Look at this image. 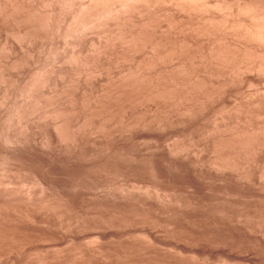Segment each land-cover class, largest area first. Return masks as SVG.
Segmentation results:
<instances>
[{"label":"rangeland","instance_id":"374dc122","mask_svg":"<svg viewBox=\"0 0 264 264\" xmlns=\"http://www.w3.org/2000/svg\"><path fill=\"white\" fill-rule=\"evenodd\" d=\"M208 38L207 50L196 47L197 52L195 55L186 60H183L180 54L174 57L173 64L177 65V68L180 67L182 72H184L185 76L183 78L174 85L159 83L157 79L151 78L144 87L139 88L141 92L137 97L130 98V105L137 107V110L135 109L134 113L128 115L127 121L124 119L121 123L116 120L110 128H105L100 124L95 125V128H92L93 131L92 129L89 131V133L91 132L90 134L86 132L87 137L84 135L83 140L76 139L78 142L76 143L77 147L75 145V149L73 146L74 142H76L75 139H69V143L67 142L68 139L66 143L63 141L66 139H53L52 143V140H48L50 139L49 133L47 135L49 137L45 135L47 131L44 130V134L42 133L43 130L33 128L32 130L38 132L35 133L33 131L34 133H32L31 128H29L31 131L29 132L32 135L30 133L27 134L28 131L25 132L20 128H15L18 134L13 132L14 129L11 131V133L13 132V134L16 133L17 135H11L10 133V138L13 137L14 139L16 136L17 138L22 136L19 137L22 133H19L20 130L23 133L25 132L24 134L22 133L23 138L24 135L25 137L27 136L25 139L20 138L21 141L18 139L20 142L16 144L17 149L14 147L16 154H20L19 158L12 153V145L17 143V138L15 139L16 142L13 141V144L9 140L6 141V139L1 141H4V144L0 143V149L2 148L0 153L2 151L4 156L0 154L2 156L0 158L2 160L0 161V183L2 184H0V195L3 196L0 197V210L4 209L8 216L4 217V219L3 217L0 218L3 220H0V223L3 222L0 224V264H264V246H260L258 241L259 236L264 233V229H262L264 226V149H262L264 147V124L259 118L262 117L264 120V56L259 51L250 49L253 50L254 54H251L249 58H233L232 53L235 52L237 47L229 39L223 36L218 37L217 35L206 37V39ZM239 50L237 52L243 55L241 48ZM166 52L167 54H173L174 50ZM256 109L260 110L257 111L261 113H258ZM255 116L256 120L258 116V122L255 120ZM36 121L38 120L35 119L33 123H36ZM260 121L262 124L259 123ZM138 126H141L135 129L138 132L134 129H131L132 131L130 132L127 131L129 134L124 131L125 135L121 132L132 127L137 128ZM260 126L262 129L259 128ZM117 128H119V131L115 132ZM142 128L146 129V131L144 130L143 132ZM92 132L95 133V136L97 135V140L94 135L92 137L94 141L91 138L92 134H94ZM100 132L101 134H99ZM33 134H35V137H32L34 136ZM247 134L248 136L245 138ZM258 134L259 136H257ZM28 135L32 140L28 139ZM36 136H40V139L38 138V140ZM132 136L135 137L132 138ZM42 137L45 142L43 143L42 141L41 144L40 140H42ZM113 137L115 138L113 139ZM241 137L246 140V142L244 141L245 145H247L246 147L241 144L242 146L240 145L237 150L234 149L233 151L227 148L228 144ZM13 138L11 140H14ZM33 138L34 140L37 139L38 142H36L37 140L34 141ZM26 139H28V144H26ZM112 139L115 142L118 141V144L112 143ZM22 140L26 142H23L24 147L28 145L31 148L28 146L25 148L22 146V148L20 146ZM261 140L263 143H261ZM46 141L51 143L49 147L55 146V149L48 148L47 145L49 143ZM70 141L72 142L70 143ZM83 141L86 143H82ZM136 141L137 144H135ZM248 141H252L253 144H248ZM7 142L12 145L6 144ZM94 142L99 144L98 147L93 144ZM255 142L256 146L258 145L257 147H253ZM33 143H37V145ZM63 143H65L64 147ZM79 143L80 145H78ZM105 143H108L109 146ZM68 145L71 146L67 151L66 147ZM19 146L20 149H18ZM38 146L39 148H37ZM95 146L96 149H93ZM251 146L253 149L255 148V151ZM42 147L45 150L47 147L49 152L48 150H43ZM58 147L61 153L67 151L66 154L68 156L63 153L64 156L62 154L58 156L57 154H60L59 150L56 149ZM25 149L27 152H25ZM29 149L33 150L29 152ZM108 149H110V152ZM7 150L11 152L9 153ZM54 150L58 151L54 152ZM243 150L248 152L245 153ZM31 151L36 154H32ZM235 151L239 153L237 154ZM23 152L25 153L23 154ZM94 152L97 153L96 156ZM38 153H40V157ZM176 154H180V156ZM236 154L237 156L235 157ZM5 155L6 157L8 156V159H6ZM181 155L183 156L181 157ZM20 156L24 158L25 163H23ZM69 156L71 157L69 158ZM239 156L241 157L239 158ZM109 157L111 160L108 159ZM187 157L188 159H186ZM9 159L16 161L15 163L12 160L15 167H13L12 161H9ZM6 160L8 161L7 163L11 162L12 168L17 171H13L11 166L6 165L7 163H4ZM19 160L22 161L23 166ZM25 160H29L30 163ZM88 161L91 163L89 164ZM43 162H45V166ZM4 164L6 168L3 166V170H1V166ZM25 164H27V168L24 167ZM28 164L32 165L29 166ZM49 164L50 166H48ZM201 165L204 167L209 166V168L205 167L204 169ZM210 165H212V168ZM223 165L226 167L224 168ZM35 166L37 167L35 168ZM104 166L105 168H103ZM213 166L218 168L221 166L219 168L220 172L216 167L213 169ZM230 166L233 170L229 169ZM49 167L55 172L51 173ZM29 168L32 169L30 170ZM43 168L49 173L47 174ZM8 170L12 173L14 172V174L16 173L15 177L13 174L11 179L15 186L11 185L14 190L12 196L16 200H14L15 203L14 201L12 203L8 201L12 197L8 196L10 193L12 194L11 180L9 179V177H12V173L9 172L11 176L8 175ZM216 170L219 173H215ZM26 171H28V175L25 174ZM103 171H105L104 174ZM23 172H25V176L21 174ZM234 173L237 175L231 176ZM2 174L7 177H4L5 181L2 179ZM85 174L88 175L86 176ZM44 176L46 179H44ZM18 177H20V180L24 177V181L22 180V183L19 182ZM37 177L42 178L40 180ZM13 179L15 180L13 181ZM57 179H60V182H57L59 181ZM222 179L225 180L224 183ZM237 179L238 182H236ZM45 180L49 181L46 182ZM51 180L52 183L55 181L52 185L54 188L51 186ZM4 182L9 185L4 184ZM14 182L18 183L15 185ZM36 182L44 185H38ZM25 183L27 184V187L25 186L27 189H24L23 185ZM34 183H36L35 187L37 188L33 187ZM87 183H89V186L91 185L90 189L87 188L89 187ZM21 184H23L24 188H20V195H18V190H15ZM81 184L82 186H80ZM30 186L33 188L32 191ZM5 187L6 189H4ZM76 187L77 189L75 190ZM8 188L9 191H7ZM44 190H49L50 192L46 191L47 195L45 196ZM5 191L7 195H3ZM23 191L27 193L25 192L24 194ZM29 192H33L31 196ZM43 193L44 198H42ZM32 195H35V197L32 198ZM49 196L51 197L49 198ZM93 197L96 198L93 199ZM109 197L110 199H108ZM62 198L63 200L65 199L64 202L62 200L64 204L67 203V206H71L70 212L69 207L67 210L62 209L60 200ZM72 200L75 201L73 202ZM94 200L96 201L94 202ZM4 201H8L6 202L7 207ZM8 203L11 206L8 207ZM40 203L41 205H39ZM54 203L57 204L55 205ZM43 207L48 209L46 208L45 210ZM9 209L12 210V213L9 212ZM54 209L56 212L52 211ZM36 211L37 215L35 216ZM16 213H19V215ZM62 214L65 218H63ZM18 216H20L19 219ZM258 227L260 228L258 229Z\"/></svg>","mask_w":264,"mask_h":264},{"label":"bare ground","instance_id":"6f19581e","mask_svg":"<svg viewBox=\"0 0 264 264\" xmlns=\"http://www.w3.org/2000/svg\"><path fill=\"white\" fill-rule=\"evenodd\" d=\"M211 35H213V36L217 35L218 37L223 36L226 39H229L232 42V44L237 47L235 52L232 53L233 58H244V59L249 58L251 56V54H254L252 52L253 50L259 51L264 56V0H0V143L4 142V141L1 142L3 139L4 140L6 139V141L9 140V142H12V144H13V141L16 142L15 139L17 138V136L15 137V139L13 137L10 138L11 135H15L16 133L18 134L17 130L15 131V128L16 129L20 128L25 132L28 131L27 134H29L31 131H32V133H34L33 131H35V130H32V128L38 129V130L41 129V131L43 130L42 133H44V134H45V131H47L45 134L46 136L49 133L50 139L47 138L49 136H47L46 138L49 141L52 140V143H53V139H57V140L66 139V140H63L65 143L68 139L67 142L69 143V139H72V140L82 139V138H84V135H86V137H87L86 132L89 133V131L92 128H95V125H97V124H100L105 128H107V127L110 128V127H112L114 121H116V120H118L121 123L123 122L124 119H126V121H127L128 115H130V113H134L135 112L134 110L137 108V107H132L130 105V98L137 97L139 95V93L141 92V91H139V88L144 87L145 84L151 78L157 79V82H159V83H167L169 85H174L178 80H180L181 78H183L185 76L184 72H182L180 67L177 68V65L173 64L174 57L178 56V54H180L182 59L186 60L187 58H190L191 56L195 55V53L197 52L196 47H200L201 49L207 50L209 38L206 39V37H209ZM231 42H230V44H231ZM210 47H212V46H210ZM239 48H241V52L243 53V55H240V52H237V51H240ZM250 49H253V50H250ZM168 50H174V53L173 54H167L166 51H168ZM263 77H264V75H263ZM261 108H262V106H261ZM263 109H261V110H263ZM140 110H141V108H140ZM257 110L258 109H256V111ZM258 111H260V110H258ZM258 113H261V112H258ZM108 118H110V119H108ZM253 118H252V120H254ZM259 118H261V121H263V124H264V120L262 119V117H259ZM35 119L38 121H36V123H33L35 121ZM255 120H256V116H255ZM257 120H258V116H257ZM261 121L259 123H261ZM101 122H103V123H101ZM253 124H254V122H253ZM142 126H144V125H142ZM256 126H258V125H256ZM261 126H263V125H261ZM261 126L259 127L260 129H262ZM135 127H132L129 130H122L121 132H122V134H124V131H125V133H127V131H129V132L132 131L131 129L135 130V129L140 128L141 126L140 127L138 126L137 128H135ZM29 128H31V131L29 130ZM119 128H121V127H119ZM119 128L115 129V132L119 131ZM259 128H258V130H259ZM13 129H14L13 132H16L14 134H13V132L11 133V131ZM249 129H250V127H249ZM22 130H20L19 133L20 132L23 133ZM144 130L146 131V129H143V132H144ZM92 131H93V129H92ZM135 131L138 132L137 130H135ZM37 132L38 131H35V133H37ZM10 133H11V135H10ZM22 133L19 135V137L21 135L23 136L24 133L23 134ZM39 133H41V132H39ZM92 133H94V132H92ZM96 133H98V132H96ZM99 134H101V132ZM127 134H129V133H127ZM127 134H126V136H128ZM33 135L34 136H32V137H35V134H33ZM93 135L96 139L97 135L95 136V133L92 134L91 138L93 137ZM124 135H123V137H124ZM22 136L20 138H23ZM40 136L39 137L36 136L37 139L38 138L40 139ZM247 136H248V134L246 135L245 138H247ZM250 136H252V135H250ZM250 136L248 137V140H249ZM257 136H259V134ZM26 137L24 135L23 139H25ZM88 137H89V135H88ZM102 137H103V135H102ZM110 137H112V136H110ZM133 137H135V136H132V138ZM243 137H241L238 140L235 139L233 142H231L230 144L227 145V148H230L233 151L234 149L237 150V147H239L241 144L245 145L246 140H244ZM12 138L14 140H11ZM20 138H17V143H14L13 145L8 143V142L6 144H8L10 146L12 145L13 146L12 149L15 152L16 151L15 149H17L16 144H18V142L21 141ZM114 138L115 137H113V139ZM28 139L32 140L31 138H29V135H28ZM28 139H26L27 143L22 140V142L20 143L21 144L20 146L21 147L23 146V142L28 144V141H27ZM37 139H35V140H37ZM113 139H112V141H113ZM126 139L128 140V138H126ZM251 139H252V137H251ZM33 140H34V138H33ZM38 140L36 142H38ZM43 140L44 139L42 137V140H40V143ZM61 140H60V142H61ZM77 140H76V142H74V144L72 143L74 146V149H75V145L77 147V144H76L78 142ZM108 140H109V138H108ZM49 141H46V142L49 143ZM84 141L82 143H84ZM89 141H88V143H89ZM93 141H94V139H93ZM103 141H102V143H103ZM130 141H133V140H130ZM137 141L139 142V140H137ZM137 141H136V143L135 142L134 143L137 144ZM44 142L45 141H43V143ZM71 142L72 141H70V143ZM79 142H81V141H79ZM98 142H99V140H98ZM117 142L113 141L112 143L118 144ZM65 143H63V147H64ZM112 143H110V144H112ZM250 143H252V141L251 142L248 141V144H250ZM261 143H263L262 140H261ZM35 144L37 145V143H35ZM93 144H95V142ZM105 144H108V143H105ZM254 144L255 145L253 147L256 146V142ZM50 145H51V143H49V145H47L48 148H54L55 149L54 145H52L54 147H49ZM78 145H80V143ZM95 145L98 147L99 144L96 143ZM123 145L125 146V144H123ZM5 146L7 147V145H5ZM10 146H8V147H10ZM20 146L18 149H20ZM26 146H28V145H26ZM44 146H45V144H44ZM68 146H69V148H68ZM68 146L66 147L67 151H68V149H70L71 145H68ZM96 146H95V148L93 147V149H96ZM108 146H109V144H108ZM113 146H111V147H113ZM157 146H159V145H157ZM246 146L247 145H245V147ZM261 146H263V145H261ZM1 147H3V146H1ZM14 147H15V149H14ZM28 147H30V146H28ZM59 147L56 148L59 150V153H60V154H57L58 156L63 153V152L62 153L60 152ZM245 147H243V148L245 149ZM253 147H252V149H253ZM37 148H39V146ZM78 148H80V147H78ZM101 148H102V146H101ZM113 148H115V147H113ZM138 148H140V147H138ZM260 148L261 147L259 145V149ZM12 149H11V151H12ZM42 149H43V147H42ZM103 149H104V147H103ZM110 149H108L109 152H110ZM262 149H264V147ZM30 150H33V149H29V152H30ZM43 150H45V149H43ZM46 150H48L47 147H46ZM81 150H82V148H81ZM97 150H99V149L97 148ZM106 150H107V148H106ZM245 150H243V151L245 152ZM13 151H12V153L14 155H17L16 152L14 153ZM52 151H53V149H52ZM55 151L56 150H54V152ZM71 151H69V152L71 153ZM101 151L104 152L103 150H101ZM112 151H114V150H112ZM228 151L230 152L229 149H228ZM25 152H27V150ZM25 152H23V154ZM38 152H39V149H38ZM48 152H49V150H48ZM66 152L63 154L65 155ZM244 152H242V153H244ZM247 152H245V153H247ZM17 153H18V151H17ZM20 153H21V151H20ZM31 153H32V151H31ZM33 153H35V152H33ZM75 153H76V151H75ZM88 153H90V152H88ZM94 153H96V152H94ZM235 153L238 154L239 152L235 151ZM261 153H262V151H261ZM0 154L2 156H4V154H2V151ZM38 154L40 157V153H38ZM42 154H44V153H42ZM52 154H54V153L52 152ZM52 154H51V156H52ZM73 154H74V152H73ZM100 154H101V152H100ZM109 154H111V153H109ZM109 154H108V156H110ZM132 154H133V152H132ZM237 154L235 155V157L237 156ZM19 155L15 156V157H18ZM82 155H83V153H82ZM96 155H97V153L95 154V156ZM142 155H143V153H142ZM176 155L180 156V154H176ZM240 155H242V154H240ZM2 156H0V158H2ZM8 156L6 157V155H5L6 159H8ZM44 156H43V158H44ZM47 156H48V154H47ZM47 156H45V157H47ZM67 156H65V157L67 158ZM76 156L78 157V155H76ZM179 156H177V157H179ZM182 156L183 155H181V157ZM5 157H3V158H5ZM11 157H13V156H11ZM20 157L22 160L24 159L22 156H20ZM27 157H29V156H27ZM70 157L71 156H69V158ZM174 157L176 158L175 155H174ZM240 157L241 156H239V158ZM32 158H34V157H32ZM85 158H87V157H85ZM53 159H55V158H53ZM108 159H110V157ZM186 159H188V157ZM12 160L16 163V161L14 159H9V161H12ZM78 160H80V159H78ZM98 160H100V159H98ZM133 160H135V159H133ZM179 160L181 161L180 158H179ZM196 160H198V159H196ZM200 160H201V158H200ZM0 161H2V160H0ZM13 161H12V165H13ZM19 161H21V160H19ZM19 161H17V162L19 163ZM25 161L26 162L28 161V163H30L29 160H25ZM42 161H44V160H42ZM69 161H71V160H69ZM75 161H77V160H75ZM7 162L8 161L6 160V162H4V163L6 164ZM56 162H58V161H56ZM66 162H67V160H66ZM183 162H184V159H183ZM185 162H186V160H185ZM187 162H188V160H187ZM9 163H7L6 165L11 166V162H9ZM23 163H25L24 160H23ZM44 163L45 162H43V165H44ZM76 163H78V162H76ZM84 163H85V161H84ZM88 163H89V161H88ZM131 163H132V161H131ZM134 163H136V162H134ZM1 164H3V163H1ZM5 164L1 166V170H3V166H5V168H6ZM37 164H38V162H37ZM197 164L198 163H196V165ZM14 165H13V167H15ZM21 165H22V161H21ZM26 165L27 164H25L24 167H26ZM31 165H29V166H31ZM66 165H64V166H66ZM79 165H81V164H79ZM22 166H21V169H22ZM48 166H50V164ZM85 166H83V167H85ZM198 166H199V164H198ZM210 166L212 168V165H210ZM16 167H18V166H16ZM36 167L37 166H35V168ZM39 167H40V165H39ZM71 167H73V166H71ZM202 167L204 169H205V167L209 168V166H205V167L202 166ZM202 167H200V168H202ZM214 167H216V166H213V169H214ZM223 167H224V165H223ZM11 168H12V166H11ZM11 168H10V170L13 169V168L12 169ZM35 168H33V169H35ZM95 168H96V166H95ZM103 168H105V166ZM195 168H194V170H195ZM216 168H218V167H216ZM219 168H218V171L220 172ZM43 169H42V172H43ZM90 169H88V170H90ZM221 169H223V168H221ZM229 169H232V167L230 166ZM14 170H16V169H13V171ZM47 170H48V168H47ZM49 170L51 171V173L55 172V171H52L51 168ZM234 170H235V168H234ZM21 171H23V170H21ZM105 171H103V174ZM202 171H204V170L202 169ZM207 171H209V170H207ZM9 172L10 171L8 170L7 171L8 175H10ZM27 172L28 171H26V173L23 172L21 174L24 175V173H25L26 175H28ZM30 172H32V171H30ZM219 172H217V170H216L215 173H219ZM0 173H1V171H0ZM2 173H5V172H2ZM10 173H12V172H10ZM18 173H19V171H18ZM36 173L38 174V172H36ZM48 173L49 172H47V174ZM196 173H197V171H196ZM209 173H211V172L209 171ZM13 174H14V172L12 173V177L11 178L9 177L10 180L13 178ZM15 174H14V177H15ZM30 174H29V176H30ZM8 175H6V176H8ZM19 175H20V173H19ZM43 175H45V174H43ZM57 175H58V173H57ZM202 175H203V173L201 174V177H202ZM209 175L211 176V174H209ZM229 175H231V174H229ZM234 175H237V174L234 173L231 176L234 177ZM2 176H3L2 179L5 181L6 180V179H4L5 174H2ZM33 176H35V175H33ZM40 176H41V171H40ZM71 176H73V175H71ZM239 176H240V174H239ZM20 177H18V179ZM206 177H207V175H206ZM228 177H230V176H228ZM0 178H1V174H0ZM5 178H7V177H5ZM23 178H22V180H23ZM39 178L40 177H37V179H39ZM41 178H40V180H41ZM237 178H239V177H237ZM29 179H31V178H29ZM44 179H46L45 176H44ZM44 179H43V181H44ZM101 179H102V177H101ZM14 180L15 179H13V181ZM22 180L19 179V182H21ZM25 180L28 181L26 178H25ZM57 180H59L57 182H60V179H57ZM31 181H29V182L31 183ZM48 181L49 180H47L46 182H48ZM94 181H96V180H94ZM224 181L225 180H223L222 182L224 183ZM233 181H234V179H233ZM50 182L52 183V180ZM227 182H229V181H227ZM236 182H238V179ZM16 183H18V182H16ZM16 183L14 182L15 185H16ZM36 183H38V182H36ZM36 183H34L33 187L36 186L35 185ZM53 183L51 184V186L53 185ZM61 183H63V182H61ZM4 184L9 185L8 183H5V182H4ZM4 184H3V186H5ZM23 184L19 185L20 187L17 186L18 189H16L15 191L18 190L17 192L19 193V190H21L20 188H24L25 186L27 187L26 183H25V185H23ZM42 184L38 183V185H41V186H42ZM11 185L13 187H15L12 183V180H11L10 186ZM69 185H70V183H69ZM87 185L89 186V183H87ZM103 185H105V184H103ZM12 186H11L12 194L9 192L10 195H8V196H12L14 193ZM45 186H43V187L45 188ZM80 186H82V184ZM80 186H79V189H80ZM90 186L87 188L90 189ZM6 187L4 189H6ZM26 187L24 189H27ZM52 187L54 188V186H52ZM77 187L75 188V190L77 189ZM1 188H3V187L1 186ZM9 188L7 191H9ZM30 188H31L30 190L32 191L33 188L31 186H30ZM35 188H37V187H35ZM50 188H49V190H50ZM41 189H43V188H41ZM58 189L57 190L55 189V190L59 191ZM93 189H94V187H93ZM99 189H101V188H99ZM28 190H29V186H28ZM34 190H36V189H34ZM49 190H46V191H48V193H49L50 192ZM51 190H52V188H51ZM55 190H53V191H55ZM46 191L44 190L43 192L45 193ZM65 191H66V189H65ZM25 192L26 191H23L24 194H25ZM55 192H53V193H55ZM96 192H98V191H96ZM29 193H30L29 195L31 196V193H33V192H29ZM44 193L42 194V198H44L43 197ZM46 193H45V196L47 195ZM51 193H52V191H51ZM84 193H85V191H84ZM101 193H103V192H101ZM4 194L7 195L6 191H5V193H3V195ZM18 195H20V193ZM52 195H55V194H52ZM14 196H15V194H14ZM39 196H40V194H39ZM107 196H108V194H107ZM0 197H3V196L0 195ZM33 197H35V195H32V198ZM50 197L51 196H49V198ZM83 197H84V195H83ZM110 197L108 199H110ZM12 198H13V200H12ZM26 198H27V196H26ZM32 198H31V200H32ZM95 198L96 197H93V199H95ZM5 199H7V198H5ZM8 199H10V198H8ZM77 199H78V197H77ZM80 199H81V197H80ZM14 200L15 199L12 196L11 200H8V201H11V203H12ZM49 200H51V199H49ZM60 200L62 202L63 198ZM64 200H63V202H64ZM82 200H83V198H82ZM8 201H4V202L6 203ZM15 201H14V203H15ZM95 201L96 200H94V202ZM124 201H126V200H124ZM63 202L61 204L62 209L67 210V208L69 206H67V203L64 204ZM67 202H68V199H67ZM70 202H69V204H70ZM13 204H12V206H13ZM54 204L56 205L57 203H54ZM192 204H194V203H192ZM196 204H197V202H196ZM200 204H203V203H200ZM17 205H20V204H17ZM39 205H41V203ZM61 205H59V206L61 207ZM127 205H128V203H127ZM5 206L7 207V203L5 204ZM9 206H11V204H9L8 207ZM42 206H43V204H42ZM160 206H161V204H160ZM1 207L4 208V206H2V205H1ZM70 207H69V212H70ZM83 207L85 208V206H83ZM43 208H45V210H46L47 207H43ZM50 208H52V207H50ZM84 208H82V210H84ZM10 209H11V207H10ZM16 209H14V210H16ZM76 209H78V208H76ZM54 210H52V211L56 212V210L55 211ZM11 211L12 210H10L9 212H11ZM48 211H50V210H48ZM15 212H17V211H15ZM47 212H45V213H47ZM19 213H16V214L19 215ZM25 213L27 214V212H25ZM78 213H80V212L78 211ZM87 213H88V211H87ZM89 213H90V210H89ZM69 214H71V213H69ZM34 215L35 216L37 215V211H36V214H34ZM7 216H8V214L6 211H4V209L0 210V218L3 217V219H4V217H7ZM43 216L45 217V215H43ZM53 216H50V217H53ZM66 217H68V216H66ZM19 218H20V216H18V219ZM63 218H65L64 215H63ZM1 221H3V220H1ZM1 223H3V222H1ZM263 227H262V229H264ZM259 228L260 227H258V229ZM258 241H259L260 246H264V233H262L259 236ZM2 247H3V245H2ZM7 248H9V247H7ZM263 252H264V250H263Z\"/></svg>","mask_w":264,"mask_h":264}]
</instances>
